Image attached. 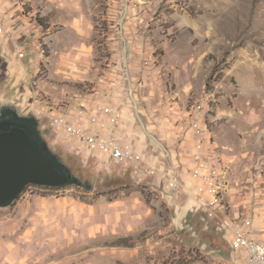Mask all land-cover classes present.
I'll use <instances>...</instances> for the list:
<instances>
[{
	"label": "rangeland",
	"instance_id": "1",
	"mask_svg": "<svg viewBox=\"0 0 264 264\" xmlns=\"http://www.w3.org/2000/svg\"><path fill=\"white\" fill-rule=\"evenodd\" d=\"M0 20V104L33 116L48 149L90 185L31 184L0 207L20 252L8 264H236L229 235L243 218L264 239V0H0ZM109 85L139 165L71 147L33 115ZM206 94L201 129L229 189L226 211L211 215L186 205L183 115ZM152 165L182 182L175 196L162 197Z\"/></svg>",
	"mask_w": 264,
	"mask_h": 264
},
{
	"label": "built area",
	"instance_id": "2",
	"mask_svg": "<svg viewBox=\"0 0 264 264\" xmlns=\"http://www.w3.org/2000/svg\"><path fill=\"white\" fill-rule=\"evenodd\" d=\"M15 28L19 31L21 25ZM0 35L9 36L5 20H0ZM15 48L17 56L24 57L18 43ZM104 88L89 93L88 98H78L77 93L72 102L64 105H36L33 115L46 119L50 128L62 134V140L70 144L69 146L86 148L90 152L98 153L107 161L139 165L143 162L142 151L125 138L124 132L121 134L126 115L124 108L115 100V88L112 89L111 85ZM206 103L208 94L187 105L183 115L184 134L188 136L190 143L186 205L198 202L211 215L212 210L226 211L227 206L221 202V194H229V189L227 184L220 185L219 196H212L213 179H219L221 172V159L217 154L215 142L209 137V127L201 129V109ZM148 172L156 174L164 182L165 190L158 188L162 197L169 199L177 194L182 182L176 175H171L163 167L157 169L154 165L149 166ZM185 206L181 208V212L185 211ZM253 227V220L250 218H243L241 223H233L229 243L231 250L236 254V264H264V240L252 232Z\"/></svg>",
	"mask_w": 264,
	"mask_h": 264
},
{
	"label": "water",
	"instance_id": "3",
	"mask_svg": "<svg viewBox=\"0 0 264 264\" xmlns=\"http://www.w3.org/2000/svg\"><path fill=\"white\" fill-rule=\"evenodd\" d=\"M6 112L12 116L36 120L20 115L18 104H0V118ZM62 187L71 184L90 187L72 175L63 164L48 154L47 144L38 132L16 120L0 122V207L9 206L29 185Z\"/></svg>",
	"mask_w": 264,
	"mask_h": 264
},
{
	"label": "crops",
	"instance_id": "4",
	"mask_svg": "<svg viewBox=\"0 0 264 264\" xmlns=\"http://www.w3.org/2000/svg\"><path fill=\"white\" fill-rule=\"evenodd\" d=\"M3 36V35H1ZM213 140V139H212ZM189 158V156H188ZM160 162V161H159ZM162 167L159 166V168ZM192 204V203H191ZM15 232V229L9 225L2 224L0 225V264L1 263H20V252H17L16 245L17 243L12 241V233ZM19 236L17 235L15 238L19 239ZM260 237V236H258ZM262 239V237H261ZM264 240V239H263ZM16 243V244H15Z\"/></svg>",
	"mask_w": 264,
	"mask_h": 264
},
{
	"label": "flooded vegetation",
	"instance_id": "5",
	"mask_svg": "<svg viewBox=\"0 0 264 264\" xmlns=\"http://www.w3.org/2000/svg\"><path fill=\"white\" fill-rule=\"evenodd\" d=\"M9 120H16V121L21 122V123H23V124H27V125L30 126L31 130H35L34 126L32 125V121H31L30 119H24V118H22V117L12 116L10 112H6V113L4 114V116H2V117L0 118V122H2V121H5V122H6V121H9ZM35 131H36V130H35ZM38 134H39V133H38ZM41 140L43 141L42 138H41ZM47 150H48V154H49V156H51V157H55V161H56V162H58V163H60V164H63V163L60 161V159H58V158L56 157V155H55L52 151H50V150L48 149V147H47ZM63 166L65 167L64 164H63Z\"/></svg>",
	"mask_w": 264,
	"mask_h": 264
},
{
	"label": "bare ground",
	"instance_id": "6",
	"mask_svg": "<svg viewBox=\"0 0 264 264\" xmlns=\"http://www.w3.org/2000/svg\"><path fill=\"white\" fill-rule=\"evenodd\" d=\"M79 98H86V97H79ZM152 137V136H151ZM220 184L216 179H213V187H212V194L213 195H219V188H220ZM225 194H221V196L223 197Z\"/></svg>",
	"mask_w": 264,
	"mask_h": 264
},
{
	"label": "trees",
	"instance_id": "7",
	"mask_svg": "<svg viewBox=\"0 0 264 264\" xmlns=\"http://www.w3.org/2000/svg\"><path fill=\"white\" fill-rule=\"evenodd\" d=\"M32 121V125L34 126V128H35V130L37 131V132H39V127H38V121H36V120H31ZM40 136V135H39ZM29 185H31V184H29ZM28 186V185H27ZM44 187H46V188H50V189H55V188H57V187H49V186H44ZM15 201V200H14ZM121 240V239H120Z\"/></svg>",
	"mask_w": 264,
	"mask_h": 264
}]
</instances>
